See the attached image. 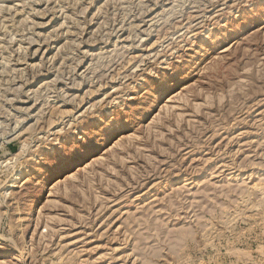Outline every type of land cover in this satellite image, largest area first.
Returning <instances> with one entry per match:
<instances>
[{"label": "rangeland", "instance_id": "374dc122", "mask_svg": "<svg viewBox=\"0 0 264 264\" xmlns=\"http://www.w3.org/2000/svg\"><path fill=\"white\" fill-rule=\"evenodd\" d=\"M0 264H264V0H0Z\"/></svg>", "mask_w": 264, "mask_h": 264}]
</instances>
